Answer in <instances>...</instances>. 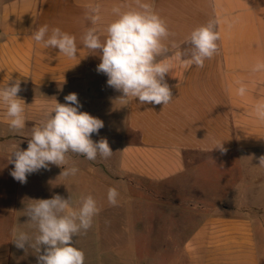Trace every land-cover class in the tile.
I'll use <instances>...</instances> for the list:
<instances>
[{"label": "crops", "instance_id": "1", "mask_svg": "<svg viewBox=\"0 0 264 264\" xmlns=\"http://www.w3.org/2000/svg\"><path fill=\"white\" fill-rule=\"evenodd\" d=\"M140 2L151 4L166 21L171 54L188 48L186 38L210 20L219 33L218 51L202 68L174 62L165 77L173 98L166 105L119 99L122 93L109 87L107 76L96 70L99 53L83 46L88 28L96 27L103 40L106 25L117 18L112 9L136 7L137 0H0V86L21 81L18 96L25 103L26 122L22 133L14 134L0 106V264H37L34 249H18L11 241L12 229L34 235L36 229L26 223L25 206L55 194L65 199L71 195L73 207L81 195L96 199L100 210L92 226L73 240L85 254L84 264H105L103 221L110 187L120 198L122 191L144 192L145 202L159 205L160 213L163 208H195L187 210L186 217H157L162 232L178 233L166 237L186 239V264H264L254 231V221L264 216V166L258 159L264 155V121L254 111L264 102V70L253 71L257 63H264V0ZM96 5L101 21L93 25L88 17ZM45 24L49 35L58 27L75 37V58L32 39V32ZM241 83L244 95L237 92ZM69 93L78 94L81 111L103 121L92 139L106 138L113 154L94 161L72 154L69 163L79 168L75 176H60L62 168L50 165L28 175L24 184L14 180L8 154L17 145L26 149L32 127L45 119L55 100L65 103ZM219 143L226 151L216 148ZM108 174L133 182L108 183ZM157 190L164 192L160 200L154 198ZM117 201L114 206L127 204L122 198ZM209 206L221 209L206 214ZM249 208L257 215H249ZM260 227L264 239V225Z\"/></svg>", "mask_w": 264, "mask_h": 264}, {"label": "clouds", "instance_id": "2", "mask_svg": "<svg viewBox=\"0 0 264 264\" xmlns=\"http://www.w3.org/2000/svg\"><path fill=\"white\" fill-rule=\"evenodd\" d=\"M116 19L104 29L105 38L96 27L87 29L83 36V46L90 52H98L100 63L97 72L107 76V85L122 93L119 98L138 99L140 104L166 105L171 102L172 91L165 77L173 70L174 62L183 61L185 66L202 68L206 59H211L218 51L219 33L216 22L195 28L186 38L189 45L183 51L170 53L168 41L170 32L167 23L154 10L151 4L137 0L136 7L121 10L112 9ZM89 19L93 25L101 21L100 6L90 8ZM32 39L45 48L57 49L68 58H75L77 45L74 36L54 27L49 35L48 25L35 29ZM172 48L177 47L171 44ZM264 70V63H257L254 72ZM21 81L15 80L0 86V106L5 108V117L10 131L22 133L25 128V103L19 98ZM246 87L241 83L237 89L244 95ZM65 103L55 100L54 106L46 112V117L31 129L27 148L15 146L8 154V163L14 165L10 175L24 184L30 174L50 165L62 168L60 176H75L79 168L69 163L71 155L83 156L94 161L97 157L109 158L113 152L106 138L98 141L92 135H99L104 127L101 119L81 111L82 104L77 93L64 97ZM257 119L264 121V102L254 108ZM216 148L222 152L223 143ZM264 166V155L259 158ZM119 192L109 188L107 200L117 204ZM25 206L26 223L36 229L34 235L13 227L12 242L18 249H34L37 264H84L85 254L74 246L73 238L92 226L93 218L99 213L96 199L91 195H81L73 207L71 195L65 199L59 194L51 198L31 200Z\"/></svg>", "mask_w": 264, "mask_h": 264}, {"label": "rangeland", "instance_id": "3", "mask_svg": "<svg viewBox=\"0 0 264 264\" xmlns=\"http://www.w3.org/2000/svg\"><path fill=\"white\" fill-rule=\"evenodd\" d=\"M108 168H112V166ZM108 168H106L107 173L109 171ZM113 180L128 184L133 182L131 178L123 176L117 178V176L106 175V182L111 183ZM107 192L108 190L106 189V200ZM121 193V198L125 203L127 202V207L126 205H110L108 202H106L105 206V220L103 221L105 223V264H186V257L183 253V245L186 239L166 237L168 234L177 235L178 233L162 232L163 223L157 221V217L160 214L163 216L178 214V217L184 214L186 217L190 215L186 211L195 208L184 207V212L182 210L163 208L165 212L160 213L162 208L159 205L153 206L145 202L144 198L146 195L144 192L122 191ZM162 193L164 194V192L157 190L154 198L158 200L162 199ZM121 198L118 197L117 200L120 201ZM129 201H132V204H129ZM130 205H133V207ZM218 209L221 208L209 206V208L205 209V213H214ZM130 210H134L131 216L128 215V211ZM244 210L245 208L242 211L244 212ZM246 211L249 215H257V212L251 208L246 209ZM261 212L264 215V208H262ZM169 219L171 218L169 217ZM99 223L102 224V218H100ZM262 225H264V216L262 220L256 219L254 221L258 248L262 253V261L264 262V239L260 235V231H262V227L260 226ZM100 235H102L101 231ZM87 242L86 245L89 244L90 248L91 242ZM94 244H96V236ZM101 246L102 239H100L99 247L101 248Z\"/></svg>", "mask_w": 264, "mask_h": 264}]
</instances>
